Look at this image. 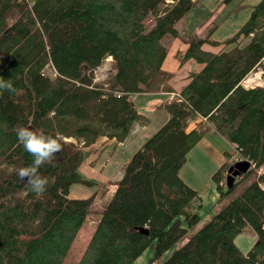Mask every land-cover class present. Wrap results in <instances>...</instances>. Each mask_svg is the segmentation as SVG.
Returning <instances> with one entry per match:
<instances>
[{
  "label": "trees",
  "instance_id": "1",
  "mask_svg": "<svg viewBox=\"0 0 264 264\" xmlns=\"http://www.w3.org/2000/svg\"><path fill=\"white\" fill-rule=\"evenodd\" d=\"M195 4L0 0V79L14 89L0 90V264H63L94 201L93 195L69 197L72 184H92L80 172L83 149L99 138L123 143L131 136L140 117L133 96L172 92L161 65L165 39L179 36L188 47L177 59L198 69L188 73L178 95L154 106L168 119L124 165L76 264H133L148 247L153 256L147 264H264V87L240 85L264 58V0L222 42L174 27ZM108 57L113 73L96 81L94 72ZM21 127L59 138L60 150L37 166L48 181L43 193L18 175L33 161L17 139ZM207 133L233 146L212 175L218 200L248 183L161 261L200 221L201 198L179 171ZM233 156L251 167L227 190ZM255 205L256 241L243 253L234 237Z\"/></svg>",
  "mask_w": 264,
  "mask_h": 264
},
{
  "label": "rangeland",
  "instance_id": "2",
  "mask_svg": "<svg viewBox=\"0 0 264 264\" xmlns=\"http://www.w3.org/2000/svg\"><path fill=\"white\" fill-rule=\"evenodd\" d=\"M257 2L258 0H233L229 3L225 2V0H196L195 6L182 19H180L174 27L179 28L180 31H183L187 36L199 34L205 31L202 37L208 36L209 39H211L212 41L222 42L223 40H226L231 37L235 33V31L247 20L250 15V8ZM207 26H209V28H206ZM107 62H109L108 59L105 60L102 65L107 64ZM110 63L112 62L110 61ZM95 78L99 81L106 79L104 77L101 78L97 71ZM172 95L173 94H168V96ZM139 111H141V108H139ZM149 118V114L147 113L143 114L142 116L140 115L139 120L142 119L144 123H146L149 121ZM150 120L151 126L158 122L154 119L153 116ZM154 132H150V136ZM138 138L139 135L137 136V138H135V145L130 142L129 145H127L126 147L121 146L122 143H116V141L114 140L105 139L102 141V139L99 138L100 141L98 139L95 144L85 147L83 149L85 160L83 162V165L81 166V173L86 179L90 180L92 184H72L69 188V197L77 199H86L93 195L94 201L90 209L89 216L85 221L86 223L79 231L76 240L72 244L70 251L67 254L63 264H76L78 262L86 244L90 240V237L94 231L97 219H99V217L101 216V212L105 209L107 203L110 201L113 195L115 189L114 181L120 177L124 165L128 162L133 153L143 143L142 142L140 145H138L136 142ZM131 140L132 139H130V141ZM67 142H71L77 147H81L82 145L81 143L76 144V140L73 138L68 139ZM223 144L224 145L222 148H218V154H220L221 157L224 159L223 152L227 151L228 153H232L233 148L228 143L223 142ZM235 159L236 157L233 156L232 160L230 161V165L236 162ZM111 161L112 163H110ZM186 162L187 165H185V167H182V169L180 170V178L186 177L188 175L187 171H190L193 165L195 166L196 170L203 173L200 178L192 181L193 188L181 178L186 185L191 187L193 190L198 191L199 193L198 195L201 198L202 206L197 210V214L200 217V221L193 230L188 232L186 237H184L181 241L177 242L172 248H170L162 255L160 259L161 261L167 259L174 250H176L183 243H185L187 238L194 231L202 227L214 213L218 212L221 208L226 205V203L230 199L238 195L248 183H241L231 195H229L224 200L219 201L216 185L212 181V175L219 169L222 164H220L217 168L215 166L210 167L208 165V160L206 159V157H204V155L203 158H198L194 155V159L191 162H188L187 160ZM108 165H111V168H109ZM89 168H94L93 170H96L97 172L95 171V174H93V171H88ZM98 169H101V171L99 172ZM83 172L87 175H85ZM105 177L111 178V180L103 184L101 181L105 180ZM241 178L237 179V182ZM252 180L253 178H251L249 182H252ZM262 200L263 198L259 194L256 199V203H261ZM256 206L258 205H255L250 209L251 216L246 219V226L242 233L234 237L235 245L243 253L248 251L256 241V235L252 228V223L258 218V210L256 209ZM152 256L153 250L151 247H148L134 261L133 264H147L152 258Z\"/></svg>",
  "mask_w": 264,
  "mask_h": 264
},
{
  "label": "crops",
  "instance_id": "3",
  "mask_svg": "<svg viewBox=\"0 0 264 264\" xmlns=\"http://www.w3.org/2000/svg\"><path fill=\"white\" fill-rule=\"evenodd\" d=\"M206 28H209V26H207ZM176 29L180 31L179 28H176ZM180 32L184 33L183 31H180ZM204 32L205 31H203L202 33H199L197 35L202 37ZM165 42H166L165 46H166L167 53H166V57H165L162 65H161V71L165 75L170 76V78L164 84V86L171 87L172 92L161 91V92H157L155 94H140V95L134 96L133 101L138 106V107L137 106L136 107H137L139 114L142 116L143 114L148 113L150 118H149V121L147 119L148 122H146V123H144V121L142 119H140L137 123H135V126L133 129V132L131 133V136L124 143H122L121 146L126 147L127 145H129L130 142L135 145V138H137L138 135H139V138L136 140V142L138 145H140L142 142H144L150 136V132L156 131L162 124H164L166 122V120L168 119V115L164 111H162L161 109H155L154 106L168 100V98L170 97V96H168V94H178L179 90L186 84L185 78L187 77L188 73L190 71H194V70L198 69V67L195 66L191 61H187L186 63L181 65L180 61L177 59L176 55L180 52H184L188 47L187 43L182 39V37H180V36L179 37H167L165 39ZM203 47L205 48V50H209L212 52L217 51V48L211 47L209 45H204ZM139 108H141V111H139ZM152 116L154 117L155 120L158 121L153 126L150 125L151 124L150 119ZM101 139H102V141L105 140V138H101ZM130 139H132V140L130 141ZM99 141H100V139H99ZM223 142L227 143L218 134L207 133L206 135H204L201 138V140L195 145V147L192 148L188 152V154L186 156L187 157L186 160L188 162H191L194 159V155L198 158H203V155H204V157H206V159L208 160V165L210 167L215 166L217 168L220 164H222L225 161V159H223L221 157V155L218 154L219 153L218 148L223 147V145H224ZM232 148H233V146H232ZM110 163H112V161ZM185 165H187L186 161L184 163V166H182V167H185ZM108 166H109V168H111V165H108ZM109 168H108V170H109ZM93 169L89 168V170L88 169L87 170L93 171V174H95L96 170H93ZM98 170H99V172L101 171V169H98ZM187 172H188V175L186 177H181V178L188 185H190L193 188L192 181L200 178L203 175V173L196 170L194 165L190 169V171H187ZM179 173H180V171H179ZM84 174L87 175L86 173H84ZM120 176H121V174H120ZM106 177L104 178L105 180L101 181L103 184L107 183L111 180V178H106ZM119 178H117L114 181V183L117 182V180Z\"/></svg>",
  "mask_w": 264,
  "mask_h": 264
},
{
  "label": "clouds",
  "instance_id": "4",
  "mask_svg": "<svg viewBox=\"0 0 264 264\" xmlns=\"http://www.w3.org/2000/svg\"><path fill=\"white\" fill-rule=\"evenodd\" d=\"M13 91L10 80L0 79V90ZM16 136L23 148L33 157L32 166L21 168L18 175L22 181L27 177L26 184L36 193H43L47 184V179L37 174V166L44 161L51 159L61 145L58 137L46 135L42 132L33 131L26 127L17 130Z\"/></svg>",
  "mask_w": 264,
  "mask_h": 264
},
{
  "label": "built area",
  "instance_id": "5",
  "mask_svg": "<svg viewBox=\"0 0 264 264\" xmlns=\"http://www.w3.org/2000/svg\"><path fill=\"white\" fill-rule=\"evenodd\" d=\"M109 60V62H107V64H103L98 70L96 69L94 72V77L96 75V71L97 73H99V75L101 76V78H107L109 77L112 73V65L110 63L111 58L108 57L105 60ZM106 76V77H105ZM97 77V76H96ZM96 81H99L95 78ZM241 87H243L244 89H252V88H256V87H264V58L261 61V64L256 67L254 70H252L240 83ZM174 96V94L172 96H170L169 99H171Z\"/></svg>",
  "mask_w": 264,
  "mask_h": 264
},
{
  "label": "water",
  "instance_id": "6",
  "mask_svg": "<svg viewBox=\"0 0 264 264\" xmlns=\"http://www.w3.org/2000/svg\"><path fill=\"white\" fill-rule=\"evenodd\" d=\"M251 167L250 163L246 160L237 161L230 165L226 171L225 177V187L226 189H231L233 184L237 181L238 178H241ZM142 233H147L146 229H140Z\"/></svg>",
  "mask_w": 264,
  "mask_h": 264
},
{
  "label": "bare ground",
  "instance_id": "7",
  "mask_svg": "<svg viewBox=\"0 0 264 264\" xmlns=\"http://www.w3.org/2000/svg\"><path fill=\"white\" fill-rule=\"evenodd\" d=\"M100 76V75H99Z\"/></svg>",
  "mask_w": 264,
  "mask_h": 264
}]
</instances>
